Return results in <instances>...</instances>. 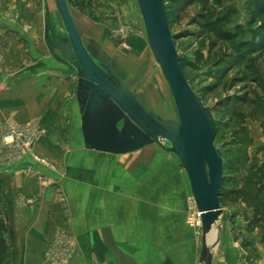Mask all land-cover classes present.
<instances>
[{
  "label": "rangeland",
  "instance_id": "obj_1",
  "mask_svg": "<svg viewBox=\"0 0 264 264\" xmlns=\"http://www.w3.org/2000/svg\"><path fill=\"white\" fill-rule=\"evenodd\" d=\"M164 1L181 70L216 123L214 147L224 163L219 201L223 215L208 237L215 244L212 251L214 264L226 250L232 264H264L261 236L264 229V5H258L263 0ZM67 4L86 45L93 40L113 54L122 53L124 58L149 52L144 26L140 20L138 24L132 20L126 0H70ZM33 14L39 15L41 21L42 17L46 18L49 40L56 42L67 38L54 0H0V16L7 20L4 22L0 18V77L9 73L4 59L13 44L16 45V64L21 70L25 60L33 62L38 58L33 51L42 42L41 25L38 29L40 36L33 44L24 38L30 31L28 20ZM6 22L11 27L8 28ZM30 53L35 55L32 60L28 59ZM162 84V98L149 95L154 99L152 103L159 104V108H174L170 90ZM163 98L166 105L159 103ZM168 117L171 119L168 121H178L176 108ZM28 125L32 126L37 137L31 149L16 150L12 144H4L1 139L4 131ZM42 137L43 131L37 121L4 126L0 130V149L7 150L0 152L7 155L6 162H15L23 153H31ZM160 144L120 157V167L114 164L111 173L124 176L123 167L127 165L126 172L133 177V180L129 179V188L137 185L143 192L154 195L158 192L161 206L167 201L171 205L173 192L167 191L164 182L167 177H175L172 216L177 225L183 215L185 223L192 229V257L194 264H198L201 227L195 224L197 209L196 205L193 207L192 191L178 158L161 148L168 149L170 144L165 140ZM39 162L58 171L44 160L39 159ZM150 176H157V179ZM28 202L33 203L23 198L21 204L30 205ZM0 221L6 226L1 214ZM74 244L72 233L68 229L60 230L56 241L45 252L47 264H68L76 251ZM7 250L6 264H11L10 248Z\"/></svg>",
  "mask_w": 264,
  "mask_h": 264
},
{
  "label": "crops",
  "instance_id": "obj_2",
  "mask_svg": "<svg viewBox=\"0 0 264 264\" xmlns=\"http://www.w3.org/2000/svg\"><path fill=\"white\" fill-rule=\"evenodd\" d=\"M126 2L132 20L142 22L136 0ZM38 16L31 15L30 31L24 35L33 44L41 25L42 42L33 51L38 58L25 60L21 70L13 44L4 59L9 73L0 77V130L37 121L43 131L41 142L31 153H23L20 160L6 162L7 155L0 152V214L8 229L5 235L11 264H47L45 252L63 229H68L75 240L76 251L68 264H194L192 229L183 215L177 225L172 216L175 177L164 182L167 191L173 192L171 205L167 201L161 206L158 192H143L137 185L129 188L133 177L127 174V165L124 176L111 173L113 165L122 162L120 157L153 146L123 155L85 148L73 67L46 41V18L41 21ZM99 45L108 54L113 73L142 106L158 118L171 120L168 116L175 113V104L174 108H159L152 103L154 97L162 98V83L168 85L150 48L141 56L134 53L124 58L122 53L113 54ZM35 55L30 53L28 59ZM159 103L167 102L163 98ZM39 159L58 171L48 169ZM23 198L33 203L22 205ZM217 264H232L227 250Z\"/></svg>",
  "mask_w": 264,
  "mask_h": 264
},
{
  "label": "water",
  "instance_id": "obj_3",
  "mask_svg": "<svg viewBox=\"0 0 264 264\" xmlns=\"http://www.w3.org/2000/svg\"><path fill=\"white\" fill-rule=\"evenodd\" d=\"M67 38L49 45L74 70L77 95L81 101V131L86 149L123 155L146 146L170 144L184 169L201 227L198 264L213 263L209 240L223 211L220 188L224 163L214 147L216 123L186 80L171 35L164 0H136L151 54L172 95L178 121L158 118L148 112L136 96L113 73L110 58L95 41L82 40L66 0H54Z\"/></svg>",
  "mask_w": 264,
  "mask_h": 264
},
{
  "label": "built area",
  "instance_id": "obj_4",
  "mask_svg": "<svg viewBox=\"0 0 264 264\" xmlns=\"http://www.w3.org/2000/svg\"><path fill=\"white\" fill-rule=\"evenodd\" d=\"M32 126L28 125L26 127L19 128H9L1 134V139L7 144H12V147L16 150H21L22 148H28L34 146L37 141L36 134H34ZM195 202V201H194ZM30 204V202H28ZM195 204H193V207ZM195 209V208H194ZM197 209V208H196ZM197 214L196 225L199 227L200 219L198 210H195ZM56 260V259H55ZM54 260V262H55ZM56 264V263H52Z\"/></svg>",
  "mask_w": 264,
  "mask_h": 264
},
{
  "label": "trees",
  "instance_id": "obj_5",
  "mask_svg": "<svg viewBox=\"0 0 264 264\" xmlns=\"http://www.w3.org/2000/svg\"><path fill=\"white\" fill-rule=\"evenodd\" d=\"M66 1L68 3L70 0H66ZM258 5L259 6L264 5V0L258 2ZM166 10L168 12V8H166ZM167 15H168V13H167ZM173 38H174V41H175V37L174 36H173ZM180 63H181V60H180ZM223 182H224V180H223ZM220 190H221V188H220ZM7 230L8 229L4 225V223L0 221V264H6V260L8 258V252H7L8 250H7V243H6V237H5V234L7 233ZM261 236H262V238L264 240V229L261 232Z\"/></svg>",
  "mask_w": 264,
  "mask_h": 264
},
{
  "label": "bare ground",
  "instance_id": "obj_6",
  "mask_svg": "<svg viewBox=\"0 0 264 264\" xmlns=\"http://www.w3.org/2000/svg\"><path fill=\"white\" fill-rule=\"evenodd\" d=\"M214 229H215V228H214ZM214 229H213V230H214ZM213 230H212V231H213Z\"/></svg>",
  "mask_w": 264,
  "mask_h": 264
}]
</instances>
